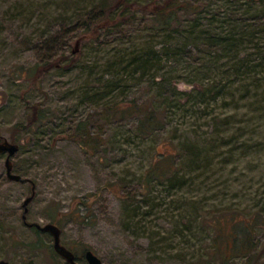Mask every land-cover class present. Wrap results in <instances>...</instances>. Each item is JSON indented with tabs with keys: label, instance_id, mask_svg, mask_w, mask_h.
I'll return each instance as SVG.
<instances>
[{
	"label": "rangeland",
	"instance_id": "rangeland-1",
	"mask_svg": "<svg viewBox=\"0 0 264 264\" xmlns=\"http://www.w3.org/2000/svg\"><path fill=\"white\" fill-rule=\"evenodd\" d=\"M121 1L0 0V139L17 136L25 178L1 152L0 259L68 264L24 223L31 194L27 221L56 223L79 264L86 248L105 264H264V17L240 27L226 0H197L236 39L181 48L153 3L111 12ZM179 16L183 30L198 13ZM137 53L150 73H122Z\"/></svg>",
	"mask_w": 264,
	"mask_h": 264
},
{
	"label": "trees",
	"instance_id": "trees-1",
	"mask_svg": "<svg viewBox=\"0 0 264 264\" xmlns=\"http://www.w3.org/2000/svg\"><path fill=\"white\" fill-rule=\"evenodd\" d=\"M129 2L130 0H125V2H117L110 8V10L111 12H116L119 8L125 9ZM202 2L197 3V0H163L162 2H160L159 0L158 2H156L155 0H148L145 4L151 5L153 3V6L155 7L153 9V12L155 14L154 21L156 22L155 27L162 31L163 36H165L164 40L169 39L171 34L177 35L174 37H179V47L181 48H184L185 45L191 40L195 43L198 41H203L207 42V44L221 46L229 44V42H234L236 38L234 39L235 34L233 33L232 28H230L229 32L222 33L219 25L223 20H217L215 13L206 11L205 8H203L204 4ZM226 2L228 16H230V19L233 21V23H239L240 27L245 26L247 23H249L250 19H258L260 17H264V0H226ZM105 3H107V1H104L101 4ZM252 9L254 12L252 11ZM96 10H101V7L97 6ZM179 10H183L185 12L188 11L195 14L198 13V16L194 18L192 22H189V24H187L188 27L183 30L178 28L179 25L182 24L181 21H178L180 17ZM89 16H91V14H89ZM112 18H114V16H110L108 20L111 24L118 25L119 23H121V20L119 18L115 19L114 21L112 20ZM201 18L205 19L206 21L201 22ZM75 54H77V52H75L72 56H74ZM151 65L152 64L148 60L147 55L137 53L136 55H131V58H129V60L125 64H123V66L120 65V71L124 74L138 73V75H148L152 70L150 67ZM113 84L114 83L111 80L109 84H106L104 86L105 89H103L102 91L96 89L92 92H89L87 90L84 92V94L86 96L88 95L89 98L94 95H97L98 99L106 97L107 95H110V93L112 92L111 90L114 89L111 88ZM88 89H90V87H88ZM31 108L33 114H30L29 119L34 122L41 116L39 114V104H32ZM17 125H20V123H18ZM23 125L24 124H22V126ZM10 140L16 142L17 136H11ZM35 230L36 232L40 233V230L36 228ZM77 258L78 257L75 254V259L77 260Z\"/></svg>",
	"mask_w": 264,
	"mask_h": 264
},
{
	"label": "water",
	"instance_id": "water-1",
	"mask_svg": "<svg viewBox=\"0 0 264 264\" xmlns=\"http://www.w3.org/2000/svg\"><path fill=\"white\" fill-rule=\"evenodd\" d=\"M19 149L18 142L11 141L7 138L0 140V153L6 152L4 164L5 172L8 178L14 180L23 181V178L19 173L13 171L12 155ZM32 195H28L22 202L23 211L22 218L26 220V212L28 210V203L31 200ZM28 225H35L41 231H47L52 235V247L54 250L62 256L68 264H79L75 259V254L72 249L63 244L60 240L61 228L54 222L48 221L43 224L36 221L29 222ZM84 257L88 264H105L102 259L91 249L86 248L84 251ZM0 264H11L8 260L1 258Z\"/></svg>",
	"mask_w": 264,
	"mask_h": 264
},
{
	"label": "flooded vegetation",
	"instance_id": "flooded-vegetation-1",
	"mask_svg": "<svg viewBox=\"0 0 264 264\" xmlns=\"http://www.w3.org/2000/svg\"><path fill=\"white\" fill-rule=\"evenodd\" d=\"M23 221H24V223H25L27 226L38 229L35 225H28V223L31 222V221H27V217H26V220L23 219ZM38 230H39V229H38ZM40 231H41V230H40ZM45 232H47V231H45ZM60 235H61V234H60ZM51 236H52V235H51ZM60 240H61V239H60ZM67 247H68V246H67Z\"/></svg>",
	"mask_w": 264,
	"mask_h": 264
}]
</instances>
